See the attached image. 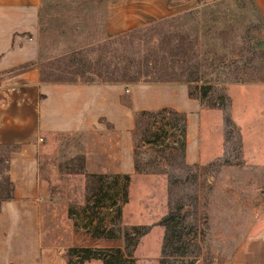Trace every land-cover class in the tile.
I'll list each match as a JSON object with an SVG mask.
<instances>
[{"label": "rangeland", "instance_id": "374dc122", "mask_svg": "<svg viewBox=\"0 0 264 264\" xmlns=\"http://www.w3.org/2000/svg\"><path fill=\"white\" fill-rule=\"evenodd\" d=\"M103 2L42 1L37 60L42 77L133 83L186 82L193 75L190 90L207 110L212 150L221 145L224 154L186 166L170 132L155 144L139 142L140 173L123 196L121 174L98 172L101 156L92 149L97 138L112 132L110 127L51 135L40 163L47 215L43 244L50 247L52 264L74 263L78 257L70 248L87 245L80 229L89 222L85 215L105 214L110 207L117 211L122 199L121 247L135 264H222L243 236L264 223V165L241 157L244 136L233 117L245 111L244 102L253 113L261 111L251 138L261 149L264 21L252 0H194L171 15L106 35ZM4 168L5 161L0 162V191L5 190ZM100 229V241L108 242Z\"/></svg>", "mask_w": 264, "mask_h": 264}, {"label": "crops", "instance_id": "0c3cea01", "mask_svg": "<svg viewBox=\"0 0 264 264\" xmlns=\"http://www.w3.org/2000/svg\"><path fill=\"white\" fill-rule=\"evenodd\" d=\"M42 1L0 0V150L11 147L5 151L4 174L13 186V196L0 200V264H52L50 247L43 244L47 215L40 163L43 145L51 135L98 133L110 127L112 132L97 138L92 146L101 156L97 170L127 174L130 184L139 176L135 169L134 113L171 107L186 114L185 164L199 165L224 154L221 145L212 150L207 110L198 98L189 95L184 81L44 79L37 62ZM193 1L104 0L103 29L106 35L125 33L178 12ZM252 2L264 21V0ZM244 103L242 115L233 114L244 136L241 157L247 164L264 165V143L256 149L251 139L263 115L261 111L253 113ZM123 217L122 211L111 207L105 214L85 215L89 222L80 228L83 241L92 247H121ZM99 228L108 234V242L100 241ZM222 264H264V223L243 236Z\"/></svg>", "mask_w": 264, "mask_h": 264}, {"label": "trees", "instance_id": "16d2710c", "mask_svg": "<svg viewBox=\"0 0 264 264\" xmlns=\"http://www.w3.org/2000/svg\"><path fill=\"white\" fill-rule=\"evenodd\" d=\"M186 83L188 84V93L191 97H200L196 95L192 90H190L189 82L194 80L193 75H189L186 78ZM177 81V80H176ZM181 81V80H180ZM135 128L133 132V142L135 148L138 147L139 142L141 144H155L154 142L159 140L161 136L170 132L172 135L176 136V141L179 143V149L181 154H184L185 148V130H186V114L184 112H179L171 107H162L155 110H140L134 113ZM168 128V129H166ZM156 129V130H155ZM155 130V131H153ZM6 150H10L9 146H2ZM6 160V156L0 154V162ZM185 164V162H184ZM189 166L188 164H185ZM197 166V165H193ZM135 169L136 173H140V167L135 159ZM122 179L121 183L123 186V196L126 194V185L130 180V176L127 174L117 175ZM116 176V177H117ZM115 177V178H116ZM5 190L0 191V200L4 198H11L13 196L12 182L7 176H5ZM125 199H122L120 205H117V212H120L121 204L124 203ZM116 200L112 203L116 206ZM165 220V219H164ZM163 222V220H162ZM72 255H76L78 258L73 263L68 260V264H82L84 260L98 259L102 264H135L130 256H126L125 250L120 246H108V247H92L87 245L73 246L70 248Z\"/></svg>", "mask_w": 264, "mask_h": 264}, {"label": "built area", "instance_id": "2783aa9c", "mask_svg": "<svg viewBox=\"0 0 264 264\" xmlns=\"http://www.w3.org/2000/svg\"><path fill=\"white\" fill-rule=\"evenodd\" d=\"M41 139V138H40Z\"/></svg>", "mask_w": 264, "mask_h": 264}]
</instances>
